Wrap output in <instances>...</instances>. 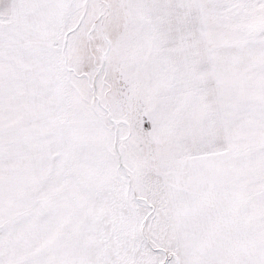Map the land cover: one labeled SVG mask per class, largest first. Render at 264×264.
I'll return each instance as SVG.
<instances>
[{
	"label": "snow or ice",
	"instance_id": "1",
	"mask_svg": "<svg viewBox=\"0 0 264 264\" xmlns=\"http://www.w3.org/2000/svg\"><path fill=\"white\" fill-rule=\"evenodd\" d=\"M0 264H264V0H0Z\"/></svg>",
	"mask_w": 264,
	"mask_h": 264
}]
</instances>
